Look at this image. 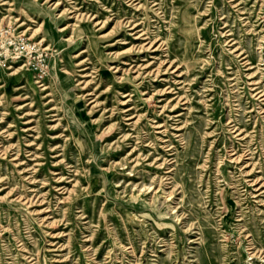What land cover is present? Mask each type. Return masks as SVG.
<instances>
[{"label": "rangeland", "instance_id": "1", "mask_svg": "<svg viewBox=\"0 0 264 264\" xmlns=\"http://www.w3.org/2000/svg\"><path fill=\"white\" fill-rule=\"evenodd\" d=\"M58 1L0 0L50 55L0 68V264H264V0Z\"/></svg>", "mask_w": 264, "mask_h": 264}, {"label": "built area", "instance_id": "2", "mask_svg": "<svg viewBox=\"0 0 264 264\" xmlns=\"http://www.w3.org/2000/svg\"><path fill=\"white\" fill-rule=\"evenodd\" d=\"M22 63L32 72L38 82L49 73V50L41 40L32 39L24 31L12 25L0 26V68Z\"/></svg>", "mask_w": 264, "mask_h": 264}, {"label": "bare ground", "instance_id": "3", "mask_svg": "<svg viewBox=\"0 0 264 264\" xmlns=\"http://www.w3.org/2000/svg\"><path fill=\"white\" fill-rule=\"evenodd\" d=\"M59 1H60V0H59ZM59 1H58V2H59ZM17 19H18V18H17ZM22 22H23V21H22ZM116 25H117V24H116ZM116 25H115V26H116ZM106 33H107V32H106ZM106 33H105V34H106ZM71 39H72V38H71ZM124 41H125V40H124ZM125 42H126V41H125ZM128 49H130V48H128ZM128 49H127V50H128ZM130 50H131V49H130ZM116 56H117V55H116ZM162 69H163V68H162ZM150 71H151V70H150ZM119 79H120V78H119ZM176 96H177V95H176ZM133 106H134V105H133ZM19 197H20V196H19Z\"/></svg>", "mask_w": 264, "mask_h": 264}]
</instances>
